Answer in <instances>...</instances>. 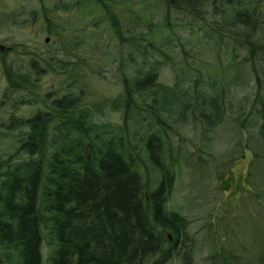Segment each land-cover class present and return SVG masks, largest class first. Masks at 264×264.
I'll return each instance as SVG.
<instances>
[{
  "label": "trees",
  "instance_id": "trees-1",
  "mask_svg": "<svg viewBox=\"0 0 264 264\" xmlns=\"http://www.w3.org/2000/svg\"><path fill=\"white\" fill-rule=\"evenodd\" d=\"M145 1L126 25L114 8L131 11L134 0L56 7L65 15L88 9L80 19L100 11L97 21H110L116 50H124L121 92L83 102L84 84L72 75L78 64L39 72L38 83L23 77V120L0 115V139L12 151L6 159L0 154V264H195L193 235L202 232L210 244L206 264H264V215L250 212L252 205L264 212V0H150L164 10L159 24L135 11ZM64 24L54 29L59 41L63 31L74 32ZM174 27L179 37L153 43L154 29ZM194 30L215 54L209 82L197 68L174 69L173 83L161 82L162 64L171 60L163 46L178 43L179 53L189 55L201 44L181 34ZM52 77L61 88L46 81L41 90ZM107 108L117 122L105 121ZM248 152L246 187L234 186L233 167ZM199 175H210V198L230 196L227 213L249 212L250 220L241 218L243 238L232 235L229 222L223 227L220 203L200 211L193 195L186 206L205 210L206 220L200 232L188 231L183 207L170 200L178 182Z\"/></svg>",
  "mask_w": 264,
  "mask_h": 264
},
{
  "label": "rangeland",
  "instance_id": "rangeland-1",
  "mask_svg": "<svg viewBox=\"0 0 264 264\" xmlns=\"http://www.w3.org/2000/svg\"><path fill=\"white\" fill-rule=\"evenodd\" d=\"M58 0H0V9L3 8H15V10H19V12H25L26 8L29 6L30 11L34 14V12H37V10L41 11L42 8H40L39 2H42L44 5L43 7H46L47 10L52 11L55 7V3H57ZM68 1V0H67ZM141 0H134L135 6L132 8L131 11L126 10L121 7L115 6L114 11L117 12V14L121 15V18L118 19V23L122 24H130L131 21H135L136 14L132 15L134 12L133 9H136V5L139 4ZM143 6L141 8H137L135 11H140L138 14L145 17H151L152 22L154 24H159L161 20H163L164 16V10L161 8H152L154 6L153 1L147 0L145 2H142ZM88 9L82 8L80 12L81 15L70 13V15H65V13L59 12V14H56V16L61 15L60 19L63 20V23H66L70 25L69 28L74 29L69 33L65 35L66 42L63 45V48L65 52L67 53L68 50H72V56L71 54L68 55L69 61H75L78 63L80 67L75 68V70L72 71V75L77 76V80L80 82L82 81V90L85 91V95L83 98V102H87L89 105H93L96 102H101L107 98L115 99L119 96V93L121 92V82L119 78V71L118 67L119 65V55H123V51L116 50V43L115 38L113 34H111V25L110 21L107 20V22L101 21L98 22V17L100 20L102 19L103 15L100 13V11H97L95 13H92L91 16H85V18L80 19L82 16H84L85 12H87ZM48 11V12H49ZM133 11V12H132ZM135 13V12H134ZM84 14V15H83ZM149 15V16H148ZM36 16V15H35ZM38 16L39 13H38ZM37 16V18H38ZM36 18V17H35ZM182 17L178 16L176 19L177 21L181 20ZM175 17L173 18L172 23H174ZM179 19V20H178ZM40 20L39 18L37 19ZM96 20L97 26L92 27L90 22ZM99 20V21H100ZM37 21V22H38ZM36 22V23H37ZM176 22V21H175ZM133 23V22H131ZM178 23V22H177ZM35 27V26H34ZM37 27V28H36ZM35 27V33L39 30L40 33H43L46 30V27L40 26V24H37ZM87 27L85 30H82L83 28ZM82 30V31H81ZM22 29H18V36L21 37V39L24 38L25 33L22 32ZM70 31V30H69ZM195 31V30H194ZM192 33L187 31L186 33L181 34V39H189L193 44H195V40L198 39L199 35L196 31ZM179 32L174 27L172 32H169L165 29H154L153 30V43L156 45L163 44L164 41H171V38L174 36H178ZM180 36V35H179ZM178 36V37H179ZM36 38V36H34ZM76 41H75V39ZM38 40V38H36ZM53 40V39H51ZM206 42L197 40L196 44H201L200 46L194 48L189 55H184L179 53V46L178 43H174L171 46H163V49L166 51L167 54H169L171 60H167L166 63L162 64L161 68V82L163 81L166 84L171 85L174 81V69L176 71H179L180 69L183 70H195L196 68L200 70V73L204 77V81L207 83L209 82V75L208 70L210 67L216 66V59L214 52L208 47L211 43L207 44V47H204L203 44ZM175 46L176 48H173ZM58 47V46H57ZM191 46H189L186 50H190ZM125 59L126 56L124 55V59L122 60L124 63L121 67H125ZM225 63L226 59L223 57ZM140 65H137L138 68ZM137 68V69H138ZM125 70V71H124ZM189 70V71H190ZM124 72L125 75H131V71L126 69L121 70ZM218 69L213 70L212 72L217 75ZM192 72V71H190ZM227 76L229 75L228 72H226ZM50 82L53 89L57 90L60 87V84L58 81H54L53 77L47 80L45 79V82ZM46 82V84H47ZM78 85V84H77ZM189 85V84H188ZM49 84L46 86L40 85L39 88L43 90L44 88H47ZM50 86V87H51ZM106 113L105 121L109 120L111 123L117 122V113L113 112L111 109H105L104 111ZM191 134V137L193 136L192 130H186L185 137H188V135ZM245 139V138H244ZM243 139V140H244ZM8 145V144H7ZM5 140L0 139V154L3 155L5 159L9 156L10 152L5 149ZM247 155L245 158L241 161H237L235 166L233 167V174L234 178H236L235 181H233L232 185H236L238 182H240V186L246 187V184L244 183V177L246 175V170L248 166V161L251 158L250 153H246ZM210 176V175H209ZM209 176L203 178L199 175L197 176V179L191 180V177L187 182L182 181L178 182L176 184L175 193L172 195L170 203L172 206H177V208L183 207V215L189 220L190 226L188 228V231L190 233H198L200 232L201 225L205 222L206 219L203 213H205V210L202 212H196V207L191 206L187 207L186 202L187 200H191L189 198V195H193L195 199H192V201H195L197 205V209H200V211L203 209L202 206L205 205L206 208H209V210L213 207V204L220 203L221 212L227 216L224 217L226 221L223 223V227L226 225L227 222H229L230 226L234 229L232 231V235L235 234L243 238L247 232L244 229L245 228V221H241L242 219L250 220V215L248 211H245V207H243L240 210V214L242 213V219L237 216V214L231 211V213H227L231 207L234 205V202H228L230 196L226 194H221V192H218V196L209 197L208 192H206V184H208V178ZM240 178L239 180H237ZM188 185H191V187H187ZM206 192V193H205ZM187 197V198H185ZM214 200V201H213ZM249 206V205H247ZM250 207V206H249ZM229 208V209H228ZM207 210V209H206ZM207 210V211H209ZM252 214L255 215H264V212L262 210V207L260 206H254L252 205L251 211ZM237 218V222H236ZM260 224H264V222H260ZM227 227V226H226ZM204 233V232H202ZM201 233V234H202ZM199 234L195 238L193 235V239H195L196 242H198V246L194 247L192 250L195 264H206L207 261V254L209 252L210 247L208 245L209 242H206V239L204 235Z\"/></svg>",
  "mask_w": 264,
  "mask_h": 264
},
{
  "label": "flooded vegetation",
  "instance_id": "flooded-vegetation-1",
  "mask_svg": "<svg viewBox=\"0 0 264 264\" xmlns=\"http://www.w3.org/2000/svg\"><path fill=\"white\" fill-rule=\"evenodd\" d=\"M66 2L67 0H58L52 11L39 2L42 10H37L34 14L29 6L22 13L15 8L0 9V115L6 114L13 122H21L24 117L23 77L31 75V82L38 83L39 72L47 73L69 64H78L69 61L63 45H60L66 40L59 41L54 36V29L65 27L60 19L61 15H55L56 7L63 6ZM57 21L63 25L57 24ZM50 22L55 24L49 25ZM37 24L46 27V30L35 33ZM19 28L25 33V40L18 36ZM66 34L63 31L60 36L64 37Z\"/></svg>",
  "mask_w": 264,
  "mask_h": 264
}]
</instances>
